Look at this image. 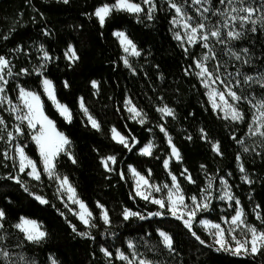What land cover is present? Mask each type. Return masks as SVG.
<instances>
[{
  "label": "trees",
  "instance_id": "1",
  "mask_svg": "<svg viewBox=\"0 0 264 264\" xmlns=\"http://www.w3.org/2000/svg\"><path fill=\"white\" fill-rule=\"evenodd\" d=\"M131 2L140 3L143 11H113L101 27L95 10L112 5L115 0H69L67 4L63 0H0V56L13 68L5 91L13 104L18 100V86L40 96L44 114L70 141L67 154L63 152L55 159V171L60 177H68L76 197L92 213L94 225L87 229L65 211L24 125L17 139L25 154L37 164L41 179L25 178L24 186L15 182L14 165L4 155L10 153L13 144L7 133L14 127V116L0 104V119L4 120L0 125V211L5 213L0 221V251L9 254L7 258L0 256V264H49L50 258L57 264H124L116 258L117 250L126 256L135 253L150 264H264V248L255 255L241 256L218 251L210 244L197 222L207 218L220 223L219 213L198 214L189 231L181 220L135 195L129 166L158 186L170 185L171 173L186 200L200 196L207 179L222 178L239 201L246 224L264 231V144L248 151L240 144L249 115L243 111L244 120L234 123L213 112L195 73L198 48L185 51L173 38V10L168 3L153 0L154 12L149 19L142 0ZM173 2L188 11L193 0ZM115 31L124 32L140 53L133 72L123 64ZM246 34L240 48L246 47L256 66L264 69V39L258 34ZM69 46L75 49L77 60L66 58ZM45 53L49 59L43 64L41 75L52 82L56 100L72 114L71 122L62 118L46 97L39 75L19 74L40 64ZM81 99L88 114L100 125L99 131L81 111ZM126 100L142 113L143 124L129 118ZM165 106L172 110V116L163 117L157 110ZM113 127L127 139L130 151L111 138ZM167 137L180 154L179 161L170 160L168 170L164 167L171 153ZM151 140L152 154H140ZM214 144L219 145L220 154L213 151ZM109 156H114L116 162L111 170H106L101 160ZM188 176L194 182L190 183ZM34 196H41L48 203L41 204ZM97 205L108 212L109 224L103 222ZM212 207L215 209L216 205ZM124 209L145 219L136 216L125 220ZM158 211L163 214L150 215ZM233 214L231 211L226 217ZM21 217L41 225L46 238L40 243L24 239L15 227ZM161 231L171 237V249L164 246Z\"/></svg>",
  "mask_w": 264,
  "mask_h": 264
},
{
  "label": "snow or ice",
  "instance_id": "2",
  "mask_svg": "<svg viewBox=\"0 0 264 264\" xmlns=\"http://www.w3.org/2000/svg\"><path fill=\"white\" fill-rule=\"evenodd\" d=\"M69 0H63V3L67 4ZM221 4L225 3V0H219ZM229 4L233 3V0H227ZM242 3L243 0H240ZM143 4L149 5L148 10V18L152 19V11H154V6L152 5V0H142ZM170 6L175 9V12L177 16H180L182 13V9L178 7L173 0H169ZM193 3L200 4L201 0H193ZM113 11H125L130 14H139L143 11V8L141 7L140 3H133L131 0H115V3L112 5L105 4L101 7H98L94 15L97 17L99 24L101 27L104 26L106 19L111 15ZM204 11H208V9H204ZM231 12H244L247 15L245 16H233L231 15ZM231 12L228 13H222V15H226L228 19L235 22L239 20L241 24L246 22H251L252 24H255L256 21L252 20L251 17L253 15V9L250 7H242L237 9L236 7L231 8ZM191 17H187V20H191ZM173 23H177V21H173ZM225 27L228 26L227 20L224 24ZM183 27L185 29H189L188 32L185 33L187 35V39L190 43L196 41L197 33L204 29V24H198L196 26H192L191 24L185 22ZM255 29L253 28V31ZM115 35L120 39V43L124 49L125 53H129L130 55L139 56L140 53L136 49V46L133 44V42L127 38V36L123 32H117ZM221 35L219 29L210 31L209 34H205L201 37L203 41H208L209 36L219 38ZM228 37L230 38H237L239 37V32H233L229 31L227 33ZM7 38V37H5ZM175 38L177 40H181V36L179 33L176 34ZM204 48H209V45L207 43L203 44ZM66 58H68L70 61H74L78 59V56L76 54L75 49L72 46H69L67 51L65 52ZM44 59L48 60L49 57L47 53L44 54ZM208 57L205 56L204 60H207ZM239 59V57H237ZM127 60H125V64L127 65ZM10 62L5 59L3 56H0V94L5 92V85H7L8 80L5 78V75L11 76L12 70L9 66ZM196 67L200 68V72L197 73V75L204 77L205 75L208 76L209 79L212 78V74L208 72V69L203 66L202 63H197ZM5 70L7 72L5 73ZM23 71V70H22ZM251 77H246V80H251ZM205 88H208V82L203 81ZM43 88L45 93L48 96V99L53 102L55 105L57 111L60 113L61 116L65 118V120L71 122V112L67 108V106L60 104L56 100L55 90L52 85V82L48 79L43 80ZM67 86V84L65 85ZM92 86L96 88L98 85L95 81L92 82ZM261 87H264V84H261ZM209 101L212 105L213 110H216L218 108H225L227 109L225 113V118L228 117L230 114L232 120H241L243 119L241 113L237 111L232 105L228 103V101L225 99L224 92H218L216 90H210L209 93ZM227 95L230 96L233 100H239L240 97L236 95L235 92L231 91L229 88L227 90ZM217 96L219 97L220 103L218 104L216 102ZM19 98L22 101V108L18 107L17 105L13 104L10 100L7 99L6 96L0 95V104H3L7 102L10 105L9 111L13 113H21L16 115V119L20 121L21 123L27 122V127L29 129H36V126L39 125L38 131L35 132V134L32 136V139L35 141L36 145L39 149V154L41 157V162L43 164V172L47 174L49 179H55L59 184L58 191H65L68 194V199L72 201V203L78 204L80 208L79 213H74L78 216L80 221L84 223L85 225H90V218L92 217V213L88 210L87 206L80 201L78 198H76L75 189L71 186L69 183L68 177L61 178L55 171L56 165H55V158L61 153H66V146L70 144V141L67 137H65L62 133L57 132L55 129V125L51 120L48 119V117L44 114L43 111V104L41 102L40 96H38L36 93L32 91H27L23 88L19 90ZM126 106L128 112L131 114V117L133 119H136L138 117H142V113L132 105V102L126 101ZM81 110L85 113V115L88 118V121L90 122L91 126L95 128L97 131L100 130V125L98 122L88 114L87 108L84 106L83 100L81 99L80 102ZM261 109H264V103H261L260 105ZM23 109H26V111H23ZM159 112L163 113L164 115L172 116L173 112L168 107H163L157 109ZM139 123L143 124L145 121L143 118L138 120ZM4 124V120L0 119V125ZM261 127H264V124H261ZM162 132L165 131L163 127L160 129ZM111 138L116 141L119 144H122L125 148H128L129 151L131 150V146L128 144L127 139L119 132L115 127H113L111 130ZM251 131V129H250ZM258 131V129H257ZM15 132L17 134H22V130L19 126L15 128ZM167 135V133H165ZM253 134H256V132H253ZM261 135H264V132L260 133ZM8 141L11 142L13 139L12 132H8ZM3 137H0L2 139ZM169 145L171 146L172 155L176 157L177 160L180 159V154L175 146L172 145L171 138L168 140ZM153 145L149 143L146 145L142 151V155H151L152 154ZM245 151H248L247 148L244 149ZM213 151L217 152V154H220L219 152V145L214 144L213 145ZM16 152L19 156V170L21 173H24L26 169H30V171H27V175L36 181H40L41 179V173L38 171L37 164L30 159L27 155H25V152L23 148L17 146ZM67 154V153H66ZM5 157H8V153H4ZM72 158L71 156L69 157ZM111 161L113 164L116 162V158L114 156H109L107 158H104L101 160V163L104 165L106 170H111L108 168V163ZM75 163V160L72 161ZM168 160L164 161V167L168 168ZM132 175L136 177V195L139 196L141 199L149 201L152 204L158 205L160 209H165L167 207V211L177 220H181L184 224V227L189 229L191 231L192 229V223L196 216V213L198 210H207L209 207V204L207 202H197V197L192 196L190 199L192 201V205H194V208H189V206L185 203V197L181 191L180 185L177 182V178L175 176H172V185L169 187V185L165 184L163 186H156L149 183V180L146 179L144 176L140 175L138 172H136L134 169L131 170ZM240 171L243 172L244 168L241 165ZM171 175V173H169ZM189 182L192 181L191 177H186ZM244 179L247 181V177H244ZM15 182L18 184H22L21 180L16 177ZM221 183L226 185V181L221 180ZM23 186V185H22ZM211 180L209 181L208 187L211 188ZM162 189H168L166 192V196L164 198H155L153 197V192H161ZM25 191H28V189L25 187ZM225 197L227 199L232 200L233 197L230 195V193L225 192ZM225 197H221L222 199ZM35 199L38 200L41 204H47L48 201L44 199L41 196H35ZM208 198L205 197L204 201H206ZM236 204L239 205V201H236ZM101 208V215L102 219L105 224H109V216L108 212L103 209V206L97 205ZM163 213L161 211L151 213V216H161ZM5 216V213L3 211H0V220H3ZM139 216L140 219H145L144 216L140 215L139 213L133 212L129 209H124L123 211V218L125 220H128L130 217H136ZM187 217V219H185ZM243 217V209L238 208L236 210V214L231 218L230 225H245V221L242 219ZM257 219H261L259 213H257ZM94 226V225H90ZM205 227L214 229V232L211 234L215 238V243L218 244L220 247L217 249L218 251L223 249L225 251H230L234 255H240L241 252L244 254H257L261 248H264V231H259L257 228L251 226V225H245L247 234H250V238H245L243 240L238 239L235 235L232 233L235 231L233 228L232 231L228 232L227 235L231 237V241L226 239L225 233L226 230L221 227L220 224H207L205 223ZM3 225L0 224V228H2ZM15 227L24 234V238L31 242V243H40L42 240L46 238V232L41 230V225H39L36 221L30 220L24 217L20 218L19 223L15 225ZM73 231H75V228H73ZM87 235V234H84ZM159 235L163 239V243L165 247L171 249L172 248V239L171 237L166 234L165 232L161 231ZM195 236L196 234L193 233ZM198 240L200 239L198 236L196 237ZM200 243H204L203 240H200ZM234 245V246H233ZM250 246V247H249ZM134 246L130 243L129 248H133ZM104 251V254L106 256H111V253H109L107 250L102 249ZM7 251H0V256L7 258L8 257ZM133 256H135V253H133ZM117 258L123 261H126L127 264H133V260H130L128 256L123 254L122 252L117 253ZM51 264H57L55 259H52ZM139 264H149V262H146L145 260H140Z\"/></svg>",
  "mask_w": 264,
  "mask_h": 264
},
{
  "label": "rangeland",
  "instance_id": "3",
  "mask_svg": "<svg viewBox=\"0 0 264 264\" xmlns=\"http://www.w3.org/2000/svg\"><path fill=\"white\" fill-rule=\"evenodd\" d=\"M164 1L166 3H168L169 7L173 10V17L171 19V24H170V32H171L173 38L176 41H178L180 46L185 51H193L195 48H198V54H197L195 61H194L195 73H196V76H197L202 88L204 89L205 96L208 100L209 106L213 110L212 105L209 101V95H208L210 90H216L218 92H224L225 99L228 101V103L230 105H232V107H234L237 111H239L241 113L243 119L234 121L231 119L230 114L228 115L227 118H225V113H226L227 109H225L223 107L218 108L216 110H213V112L224 120H228V121H231L234 123H241L244 120L243 111H245L246 114L249 115L250 121H249L247 130H246V133H245L244 137L242 138L240 144H241L242 148H244V149L245 148L252 149V150L259 149L264 144V135L260 134V133L264 132V127H261V124H264V109L260 108L261 103H264V91H263L264 87H261V84H264V69L258 68L256 66L254 58H252L250 56L248 49H246V47L240 48L241 47L240 45H242L244 37H247L246 33L258 34V35L262 36V38L264 39V0H243L242 3L240 2V0H233L232 4H229L227 2V0H225L224 4H221L219 2V0L216 2L214 0H201L200 4H195L192 2V4L189 7V10L188 11L182 10V13L180 16H177L175 9H173L170 6L169 0H164ZM152 5L154 6L153 0H152ZM145 6L147 7V10H149L150 6L146 5V4H145ZM232 7H236L237 9L242 8V7L252 8L253 9V15H252L251 19L255 20L256 23L252 24L251 22H246V23H243V25H242L239 20L233 22L230 19H228V17L226 15H222V13L231 12ZM204 9H208V11H204ZM153 12L154 11H152V13ZM231 15H233V16H245L247 14L244 12H231ZM187 17H191L192 19L187 20ZM226 20L228 23L227 27L224 26ZM173 21H177V23L174 24ZM185 22L191 24L192 26H196V25L201 24V23L204 24L205 27L203 30H201L197 33V37H196L195 42L190 43L188 41L187 35H185V33L188 32L189 29H185L183 27ZM253 28L255 29L254 31H253ZM216 29H219V31L221 33L219 38L209 36L208 41H203L201 39V37L203 35L209 34L210 31L216 30ZM229 31H233L234 33L239 32L240 35L237 38H230L227 35V33ZM117 32H122V31H115L114 36L118 40V43H119L121 50H122L123 64L131 72H133V64H134V61L138 58V56L130 55L129 53L124 52V49L120 43V39L115 35V33H117ZM177 33L180 34L181 40H177L175 38ZM204 43H207L209 45V48H204L203 47ZM205 56L208 57L207 60H204ZM237 57H239V59H237ZM125 60H127V62H128L127 65L125 64ZM47 61L48 60H45L44 56H43L42 60L40 61V64L35 63V65L30 67L29 70H23V71L21 70L19 72V74H20V76H27L29 74L34 75V76L39 75L41 77V79H40L41 88H42L44 94L46 95V97L48 98L47 94L44 91L43 83H42L45 78H43L41 75V68H42L43 64ZM197 63H202L203 66L208 69V72L212 74L211 79H209L207 75H205L204 77L197 75V73L200 72V68L196 67ZM11 70H12V75H13V68L12 67H11ZM6 72H7V70H5V73ZM10 77L11 76L5 75V78L7 80H9ZM246 77H251L252 79L246 80ZM203 81L208 82V85H209L208 88H205ZM21 88L22 87H20V86L17 87L18 100L14 104L17 105L18 107L22 108V101L19 98V90ZM229 88L231 89V91L235 92L237 96L240 97L239 100H233L230 96L227 95V90ZM25 90H27V89H25ZM27 91H30V90H27ZM0 95L6 96L7 99L9 100L6 91ZM126 101H129V100H126ZM216 102L218 104L220 103L218 96L216 98ZM51 103L53 104V102H51ZM3 105H5L7 107V109L10 108V105L7 102L3 103ZM53 106L56 109L54 104H53ZM125 109H126L128 116L131 120L138 122L139 119H141V118L144 119L143 115H142V117H138L136 119H133L131 117V114L127 110L126 102H125ZM23 111H26V109H23ZM18 114H21V113H13L14 127L12 130L9 131V132H12V134H13V139L11 140V142H13V144H11V146H10V153H8V157L11 159V161L14 165V168H15L16 173H17L16 177H18L20 180L22 179L21 181H22L23 186H24L25 183L23 182V179H25V178L31 179L26 174L27 171H30V169H26L24 173H21L19 170V156L16 152V148H17V146H19L21 148H23V147L19 144L18 139H17L21 134H17L15 132V128L17 126H19L21 128V125H24L28 129L29 134H30V140L36 146L38 154H39L38 146L36 145L35 141L32 139V136L35 134L36 131H38L39 125L36 126V129H29L27 127V122L21 123L20 121H18L16 119V115H18ZM83 114L85 115L84 112H83ZM160 114L163 117L167 116L161 112H160ZM61 117L64 118L63 116H61ZM85 117L88 121V118L86 115H85ZM144 121H145V119H144ZM88 123L90 124L89 121H88ZM55 129H56V127H55ZM250 129H251V131H250ZM257 129H258V131H257ZM56 131L59 132L57 129H56ZM253 132H256V134H253ZM166 139L168 142L169 137H167ZM149 143H151L153 145L152 140L149 141L146 145H148ZM143 148H141V151ZM23 150H24V148H23ZM61 153H63V152H61ZM139 153L141 154V152H139ZM39 157H40V154H39ZM171 159L175 160V161H179L176 159L175 156L172 155V151L170 153V157L167 159L168 162H170ZM40 160H41V157H40ZM41 165L43 168L42 162H41ZM112 166H113V163L111 161H109L108 168L111 169ZM168 166H169V164H168ZM240 167H241V165L239 164L238 165L239 170H240ZM132 169H134V168L129 167L128 171H129V174H130L132 181L136 182V177L131 175ZM165 169L168 170V168H165ZM45 175L47 176V174H45ZM15 178H14V180H15ZM47 178H48V180H50L54 183V188H53L54 194L57 197L58 201L62 204L65 211L69 215L75 217L87 229H90L92 227V226H90V225H92V217L90 218V225H85L84 223H82L80 221V219L78 218V216L74 214V213L80 212L79 205L72 203V201L68 199V194L65 191H58L59 184L55 179H49L48 176H47ZM61 178H63V177H61ZM210 180H211V184H212L211 188L208 187ZM221 180L225 181L222 178L217 179V180H214V179H207L206 180V184H205L204 188L202 189L200 196L197 197V202L198 203H201L202 201L207 202L209 204V207L207 210H198L196 213V216L198 214L204 213V212H209V213H216L217 212L221 215V222L220 223H214L207 218H202L198 221L199 226L197 225L207 235V237L209 238L210 244H212L217 249L220 246L215 243V238L211 234L212 232H214V229L205 227L204 226L205 223H207V224H220L221 227L226 230L225 236H226V239H228L229 241H231V237L228 236L227 233L232 231L233 228L235 229V231L232 234L235 235L238 239L243 240L245 238H250V234H247V231H246L245 225H248V224H246V222H245V225H239V226L230 225L231 219L228 221V218L226 217V215L229 214L231 211H234V215L236 214L237 204H233V203L236 202L237 200L233 197L228 185L221 183ZM149 183L156 185L154 183H151L150 181H149ZM171 185H172V183L169 185V187H171ZM156 186H158V185H156ZM161 186H163V185H161ZM167 191H168V189H162L161 192H153V193H157L156 196L158 198H163L164 194ZM225 192L230 193V195L233 197V199L232 200L227 199V197H225ZM205 197L208 198L206 201H204ZM221 197H225V198L222 199ZM190 198H188V200H186L185 203L191 209V208H194L195 206L192 205V201ZM213 204L216 205L215 209L212 207ZM238 206L241 209L240 205H238ZM253 212L256 215L255 210H253ZM101 218H102V215H101ZM185 218L187 219V217H185ZM242 219L245 221L244 213H243ZM193 222H194V220H193ZM41 230H42V228H41ZM23 236H24V234H23ZM161 239H162V237H161ZM162 242H163V239H162ZM129 244H130V242L128 243V246H129ZM130 249H132V248H130ZM261 249H263V248H261ZM221 250L225 251L223 249H221ZM118 252H120V251L119 250L116 251V258H117ZM225 252L234 255L230 251H225ZM240 255L241 256H245V255L247 256V255H252V254H244L243 252H241ZM128 257L130 260H133V264H139V261L142 260V259H138L136 256H133V253H131ZM51 261H52V258H50L49 264H51ZM121 261L124 264H127L126 261H123V260H121Z\"/></svg>",
  "mask_w": 264,
  "mask_h": 264
},
{
  "label": "crops",
  "instance_id": "4",
  "mask_svg": "<svg viewBox=\"0 0 264 264\" xmlns=\"http://www.w3.org/2000/svg\"><path fill=\"white\" fill-rule=\"evenodd\" d=\"M52 102V101H51ZM81 102V101H80ZM80 105V104H79ZM81 108V107H80ZM67 121V120H66ZM91 125V124H90ZM170 148H171V146H170ZM139 152H141V150L139 151ZM145 156H148V155H145ZM129 167H131V166H129ZM129 167H128V170H129ZM131 175H132V173H131ZM170 178H171V182H172V175H170ZM133 182V181H132ZM133 190H134V193H135V195H136V182H133ZM152 195H153V197H155V198H158L156 195H157V193H152ZM137 196V195H136ZM166 196V193L164 194V196H163V198ZM139 199H141L139 196H137ZM141 200H143V199H141ZM143 201H146V200H143ZM147 202H149V201H147ZM185 202H186V199H185ZM150 203V202H149ZM235 204H236V202H234ZM150 204H152V203H150ZM153 205H155V204H153ZM155 206H157L158 208H159V206L158 205H155ZM239 208V206L237 205V209ZM160 209V208H159ZM160 210H162V209H160ZM164 210H166L167 211V207H165V209ZM168 212V211H167ZM169 213V212H168ZM170 214V213H169ZM171 215V214H170ZM234 216V214L230 217V218H228V221L232 218ZM186 219V218H185ZM199 224V222L197 223V225ZM199 226V225H198ZM160 233V232H159Z\"/></svg>",
  "mask_w": 264,
  "mask_h": 264
}]
</instances>
